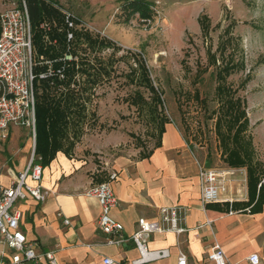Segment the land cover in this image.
Wrapping results in <instances>:
<instances>
[{
  "label": "rangeland",
  "instance_id": "rangeland-1",
  "mask_svg": "<svg viewBox=\"0 0 264 264\" xmlns=\"http://www.w3.org/2000/svg\"><path fill=\"white\" fill-rule=\"evenodd\" d=\"M13 1L17 0H0V8ZM51 1L72 20L73 25L66 26L72 39L76 32L87 31L110 42L106 47L77 52L86 57L96 75L97 67L106 72L95 75L94 82L76 73L78 84L69 85L78 90L83 111L70 117L73 127L67 151L71 159L88 165L92 184L108 180V166L115 157L140 159L154 150L161 118L176 125L201 166L229 167L220 158L214 129L219 104L214 94L216 68L209 65L211 54L217 59L215 65H220L218 46L226 38L230 44L221 56L231 52L237 61L239 49L243 50L244 69L227 81L234 96L244 99L245 136L251 140L254 160L264 169V0H147L154 14L146 20L122 12L120 6L129 0ZM200 19L208 25L205 32ZM224 30H228L226 38L221 39ZM33 57L42 59L35 48ZM64 58L78 61L70 54ZM140 63L162 93L161 106L149 102ZM94 69L90 71L94 73ZM136 92L147 102L138 98L133 104ZM32 147L31 133L23 128H13L8 139L0 141L3 182L15 179L17 168L24 170ZM262 179L264 173L256 185L257 194Z\"/></svg>",
  "mask_w": 264,
  "mask_h": 264
},
{
  "label": "crops",
  "instance_id": "crops-1",
  "mask_svg": "<svg viewBox=\"0 0 264 264\" xmlns=\"http://www.w3.org/2000/svg\"><path fill=\"white\" fill-rule=\"evenodd\" d=\"M199 166L176 125L167 123L159 147L148 157L117 156L108 166L109 175L115 177L107 181L118 201L112 217L122 224L126 235H131L138 220H157L161 208H184L187 231L151 235L148 250L168 249L169 256L145 264H177V249L185 253L186 264H212L207 253L214 243L221 246L228 264H250L252 254L258 255V264H264V204L252 211L250 207L230 210L226 203L203 206ZM21 170L16 169L17 175ZM88 170L82 160L56 153L43 168L41 178L49 196L43 202L28 199L15 205L21 213L20 228L38 249L55 250L58 264H102L104 257L112 258L113 264H130L138 258L132 243L104 245L105 236L96 227L100 208L95 198L86 195L94 185ZM9 182H3L0 175L1 185ZM63 219L70 220L71 225L64 226ZM206 222L211 226H205Z\"/></svg>",
  "mask_w": 264,
  "mask_h": 264
},
{
  "label": "built area",
  "instance_id": "built-area-1",
  "mask_svg": "<svg viewBox=\"0 0 264 264\" xmlns=\"http://www.w3.org/2000/svg\"><path fill=\"white\" fill-rule=\"evenodd\" d=\"M65 22L72 26L69 16ZM68 33L66 40H71ZM32 27L25 0L11 2L0 8V141L8 139L13 128L27 129L31 133L33 147L24 170L6 186L0 184V264H58L55 250H40L36 243L29 241L20 228L21 213L15 205L28 199L43 202L50 194L41 185L43 166L41 158L35 155V91L34 80L63 73L34 71ZM115 177L109 175L110 179ZM198 180L200 202L203 206L214 203L229 204L247 201V175L245 168H205L199 166ZM264 186V179L258 190ZM86 195L97 200L100 214L96 221L97 229L105 236L104 245L119 247L132 243L138 252V258L130 264H145L167 258L168 249L148 250L147 241L153 234L173 233L180 235L184 227L185 210L181 206L161 208L157 220L140 219L131 235H126L120 222L112 217V210L118 201L109 181L92 185ZM58 218H62L60 213ZM64 226H70V220L63 219ZM205 226H211L206 222ZM201 226H198L200 228ZM177 264H186L185 253L177 249ZM212 264H228V259L218 243H214L207 253ZM250 264H258L259 257L252 254ZM110 257H104L102 264H113Z\"/></svg>",
  "mask_w": 264,
  "mask_h": 264
},
{
  "label": "trees",
  "instance_id": "trees-1",
  "mask_svg": "<svg viewBox=\"0 0 264 264\" xmlns=\"http://www.w3.org/2000/svg\"><path fill=\"white\" fill-rule=\"evenodd\" d=\"M32 27L33 49L42 59L35 60L34 71L56 72L58 69L64 77L59 78L57 74L51 77L34 80L35 103V155L41 158L43 168L53 159L58 152L64 153L71 158L67 149L69 148L68 133L73 127L70 121L72 115H79L83 111L82 105L78 103V90L71 89L70 84H78L74 80L76 73L85 74L88 82H94L93 77L96 70L89 64L85 56H79L77 52L85 51L87 48L106 47L110 43L105 38L92 36L87 31L75 33V39L66 40L65 14L59 5L51 0H25ZM122 12L128 14H138L143 19H150L154 11L147 0H129L120 6ZM145 22V21H143ZM202 31L207 30V26L200 19ZM228 30H224L221 39L226 38ZM230 41L222 39L219 50L225 54ZM236 46V45H235ZM240 58L233 59L231 52L221 56L220 65H215V54H211V62L216 70L214 94L218 101V110L215 112L214 129L221 160L231 168H245L247 175V201L236 202L231 206L232 210H242L250 207V211L259 210L264 204V192L262 186L257 194L256 185L264 173L262 165L254 160V151L251 140L245 136L247 130V120L245 116V102L241 97L234 96L227 78L239 70L244 69V56L242 48L239 49ZM65 54L78 57V61L64 58ZM143 72V86L149 93V102L161 106V91L151 82L147 68L140 63ZM103 68V67H102ZM97 67V75L103 74L106 70ZM94 69V73L90 71ZM134 69L131 71L133 72ZM96 75V76H97ZM65 88H67L65 90ZM74 88V87H73ZM136 92L132 103L136 104L137 99L147 101ZM77 99V100H76ZM156 107V106H155ZM154 110V108H153ZM156 110V108H155ZM161 111V110H160ZM158 131L159 140L154 149L158 148L164 126L170 123L167 119H160ZM153 151V150H152ZM152 151L141 158L148 157ZM207 168V167H205ZM257 199V200H256ZM256 201V203H255ZM210 205L207 204L206 207ZM228 209V204L226 205ZM226 209V208H225Z\"/></svg>",
  "mask_w": 264,
  "mask_h": 264
}]
</instances>
